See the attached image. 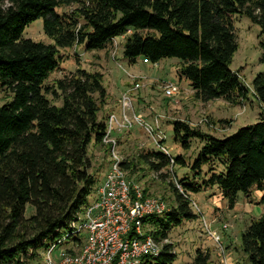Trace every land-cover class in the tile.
<instances>
[{"label": "trees", "instance_id": "obj_1", "mask_svg": "<svg viewBox=\"0 0 264 264\" xmlns=\"http://www.w3.org/2000/svg\"><path fill=\"white\" fill-rule=\"evenodd\" d=\"M238 14L259 26L264 66V0H0V86L12 94L0 105V264H31L38 251L74 236L72 225L97 182L88 149L91 142L102 144L105 135L106 117L98 112L106 89L99 72L83 68L46 84L61 62L59 49L75 43L102 49L130 30L123 45L127 60L177 58V75L189 82L195 98L240 102L249 89L230 68L238 49L232 18ZM40 18L51 42L23 36ZM252 85L264 103V69ZM172 125L173 140L183 149L196 139L201 145L190 164L192 180L179 178L181 190L170 182L175 205L160 217L143 219L156 224L151 234L157 242L171 225L195 217L188 190L217 186L229 208L239 192L249 198L258 190L257 202L264 206V114L222 138L182 120ZM138 158L156 171L170 163L161 151ZM174 162L185 164V159L178 154ZM133 166L131 160L122 163L125 170ZM204 166L206 178L199 184L195 179ZM27 204L34 207L29 217ZM241 248L250 264H264V213L241 233ZM175 259L171 245L163 244L138 264H174ZM208 260V252L197 249L190 264Z\"/></svg>", "mask_w": 264, "mask_h": 264}, {"label": "rangeland", "instance_id": "obj_2", "mask_svg": "<svg viewBox=\"0 0 264 264\" xmlns=\"http://www.w3.org/2000/svg\"><path fill=\"white\" fill-rule=\"evenodd\" d=\"M73 7L75 6L59 8L58 11ZM232 24L238 49L233 55L230 68L238 72L249 89L247 98L240 102H231L224 98L209 101L195 98L189 82L177 75V58H163L156 63L142 56L137 57L135 62L127 60L123 57V45L131 33L130 30L114 38L102 49L87 50L83 43L60 48L61 62L45 83L53 84L56 79L74 73L77 68L99 72L106 89L102 101L99 99L98 116L103 118L110 114H120L124 93L132 87L133 90L127 93L131 95L133 112L140 115L141 121L133 123L117 136L122 157L134 164L132 170H125V175L150 195L161 197L170 208L175 205V194L170 182L176 183L174 176L178 180H185L187 176L192 180L190 164L201 145L196 139L192 141L190 148L183 149L173 140L172 122L182 120L192 127L222 138L241 126L257 122L264 114V103H260L252 93V80L257 72L264 69L259 61L263 35L259 26L245 15H234ZM23 36L36 41L51 42L43 31L41 18L29 24ZM167 82L178 84L180 91L166 96L163 87ZM134 84L139 86L135 87ZM47 96L52 99L50 94ZM11 99L12 94L0 86V105ZM55 103L59 104L60 100ZM127 114L129 115L128 111ZM158 145L165 148L173 158L178 154L182 155L185 164L176 163L156 171L138 158L139 154L149 151H161L167 155ZM88 155L91 170L96 174L98 183L109 170L108 145L104 142L97 145L91 142ZM215 168L217 171L221 169L218 161H215ZM206 169L207 166H204L201 175L195 179L197 183L201 184L206 178ZM261 194V191L254 190L247 198L239 192L236 204L229 208L217 186L205 187L198 192L188 190L190 207L195 217L171 225L166 238L159 243L171 245L176 255L174 264L192 263L197 249L208 252L207 264H250L241 248V233L253 218L264 213V206L257 202ZM95 196L93 189L88 196L87 205L94 201ZM33 212L34 207L27 204L25 216L29 217ZM160 216L162 215L158 217ZM143 228L155 230L156 224L146 220ZM38 252V257L31 264L43 258L44 251ZM57 252L58 248L53 254Z\"/></svg>", "mask_w": 264, "mask_h": 264}, {"label": "built area", "instance_id": "obj_3", "mask_svg": "<svg viewBox=\"0 0 264 264\" xmlns=\"http://www.w3.org/2000/svg\"><path fill=\"white\" fill-rule=\"evenodd\" d=\"M163 88L166 96L180 91L174 82H167ZM131 90L132 87L127 92ZM127 92L120 105V114H110L105 121L102 143L108 145L109 170L95 185L94 201L83 208L73 223L75 235L62 237L44 251L41 260L32 264H138L144 256L159 252L161 245L151 234L152 229L143 228V219L163 215L169 207L161 197L150 195L127 178L122 167L125 160L118 149L117 136L121 131L141 121L140 115L133 112L131 95ZM160 148L170 158L168 165L175 164L171 154ZM174 180L181 190L176 176ZM57 248L58 252L53 254Z\"/></svg>", "mask_w": 264, "mask_h": 264}]
</instances>
